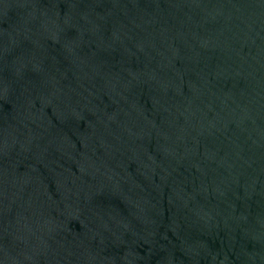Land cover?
<instances>
[{
  "label": "water",
  "instance_id": "obj_1",
  "mask_svg": "<svg viewBox=\"0 0 264 264\" xmlns=\"http://www.w3.org/2000/svg\"><path fill=\"white\" fill-rule=\"evenodd\" d=\"M0 264H264V0H0Z\"/></svg>",
  "mask_w": 264,
  "mask_h": 264
}]
</instances>
